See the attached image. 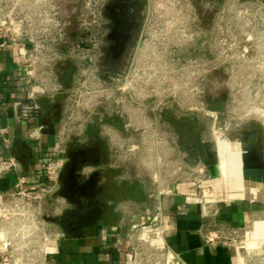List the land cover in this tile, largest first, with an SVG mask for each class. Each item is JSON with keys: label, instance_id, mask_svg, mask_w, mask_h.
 <instances>
[{"label": "built area", "instance_id": "2783aa9c", "mask_svg": "<svg viewBox=\"0 0 264 264\" xmlns=\"http://www.w3.org/2000/svg\"><path fill=\"white\" fill-rule=\"evenodd\" d=\"M102 4L103 0H0V51L16 48L18 56L25 62L20 74L25 77L31 90L27 100L17 101L21 110L19 120L37 118L40 110L36 102L38 95L67 94L68 89L59 79V65L74 57L82 59L81 66L87 60L86 53L79 47L80 36L99 21ZM262 9L261 5L260 18L264 23ZM92 14L93 19L90 17ZM162 25L169 23L162 22ZM183 31L182 73L175 78L174 84L182 85L186 90L182 107L191 111L189 114L194 112L195 116L199 114L203 117V77L205 73L217 69L218 62L214 64L212 61L210 65L209 62L193 59L196 52L189 51L192 45L188 44L189 41L206 42L210 31L199 29L191 34L187 28ZM218 32L219 23L215 21L211 36L215 34L217 46ZM193 50H197V45ZM184 56L190 62L185 64ZM167 64L164 62L162 68L168 71L164 73L166 76L169 73ZM80 69L85 78L83 67ZM2 84L0 78V108L6 99L1 92ZM83 88L84 81L81 87L70 89L72 101L67 105L60 130L55 136V151L61 156L51 158L43 165L44 180L34 183L23 174L18 158L0 156V178L8 174L16 176L14 186L0 188V264H58L51 257L50 246H58L63 232L50 219L46 205L57 196L60 188L66 144L75 117L73 99L75 94L83 93ZM164 101V96L157 97L153 107L154 117L140 112L135 121L140 132L138 136L114 135L113 138L118 149L119 164L125 170L133 169L134 175L130 173L129 178H139L140 175L145 178L148 196L153 202L151 207L140 208L132 215L130 264H173L176 253L169 242L173 231L171 210L177 196L176 186L187 182L199 186L201 216L209 219L201 230L204 242L208 245L226 243L240 251V227L218 217L220 197L207 184L210 164L201 157L198 165L193 166L188 161L186 150L178 146V133L164 117ZM43 129V125L35 124L28 129L25 138L41 140ZM0 137L7 147L14 139L9 128L3 127L1 122Z\"/></svg>", "mask_w": 264, "mask_h": 264}, {"label": "crops", "instance_id": "0c3cea01", "mask_svg": "<svg viewBox=\"0 0 264 264\" xmlns=\"http://www.w3.org/2000/svg\"><path fill=\"white\" fill-rule=\"evenodd\" d=\"M25 62L18 56L15 47L0 51L1 92L5 96L0 108V122L9 128L13 141L9 147L0 137V156H15L22 164V172L34 183L45 179L43 165L51 158L61 156L55 151V136L66 114L63 93L40 94L36 102L40 106L34 120H19L20 107L17 101L27 100L31 94L28 82L20 71ZM43 125L41 140L26 139L33 125ZM67 147V146H66ZM66 159V154L64 155ZM116 174V173H115ZM98 182V192L89 204L86 217L79 218L74 212L75 204L69 203L62 188L50 200L46 208L50 219L58 221L62 211L66 225L58 246H50L51 257L58 264H130V240L133 213L151 207L144 177L116 180L114 172H103ZM219 176L217 165L209 166L207 184L219 197L224 194L216 184ZM16 183L15 174L0 178V188L8 189ZM177 196L172 208V227L169 242L176 255L173 264H246L239 249L226 243L208 245L201 230L209 219L201 216L200 188L193 182L176 186ZM261 200V199H260ZM251 201L264 205L263 201ZM252 204L244 200L218 204L219 216L235 225L263 223L264 210L252 211ZM254 212V213H253Z\"/></svg>", "mask_w": 264, "mask_h": 264}, {"label": "flooded vegetation", "instance_id": "af4514ba", "mask_svg": "<svg viewBox=\"0 0 264 264\" xmlns=\"http://www.w3.org/2000/svg\"><path fill=\"white\" fill-rule=\"evenodd\" d=\"M149 1L103 0L99 21L78 40L87 57L82 64L84 88L83 93L75 94L73 99L75 117L60 174V189L68 202L75 204L74 212L79 218L86 217L90 211L89 202L98 192L103 172H114L116 180H129L130 173L134 175L132 168L125 170L119 164L113 138L114 135L138 136L135 121L140 112L154 117L157 97L164 96V117L175 130L177 121L187 124L189 113L182 107L186 90L172 83L170 74H164L167 71L156 59V23L144 18ZM183 61L190 62L185 56ZM81 96L84 99H79ZM195 125L196 135H201L203 124L199 114ZM176 132L181 137L187 131ZM243 141L250 148L258 143L263 147L257 132H247ZM238 144L243 163L242 143ZM248 171L242 169L243 178L257 180L264 187V180ZM64 213L62 211L58 221L52 220L60 229L66 225Z\"/></svg>", "mask_w": 264, "mask_h": 264}, {"label": "rangeland", "instance_id": "374dc122", "mask_svg": "<svg viewBox=\"0 0 264 264\" xmlns=\"http://www.w3.org/2000/svg\"><path fill=\"white\" fill-rule=\"evenodd\" d=\"M261 5L264 10V0H150L144 14L145 19L156 23L154 27L156 59L161 68L164 62L168 63L167 75L170 74L172 83L182 73L180 63L183 53L181 51L183 30L187 28L189 34L199 29L210 31L206 42H188L192 43L189 51L196 52L193 59L209 62L210 65L212 61L214 64L218 62V68L205 73L203 77L205 111L202 117V134L196 135L194 112L189 114L187 124L176 120L178 123L176 131L183 132L185 129L187 131L185 134L182 133L177 143L182 150H186L188 161L193 166L200 163L198 144L200 147L203 143L213 146L219 170L216 184L224 189V194L220 196L221 204L244 200V197L234 195L239 193L241 187L236 188L233 182L228 183L224 179L229 176L227 174L229 164L225 156L218 160L217 143L227 155L228 152L223 148L225 144L242 143L244 135L253 131L261 136L264 148V122L257 114L264 110V23L260 18ZM90 17L93 19L94 15ZM215 21L219 23L218 46L215 34L211 36L212 30L215 29ZM162 22L169 25L164 26ZM196 45L197 50H193ZM190 56L192 58V55ZM81 62L82 59L74 57L59 65V79L65 89H68L67 94L70 93V89H77L83 83ZM66 67L71 69L68 78H64L62 73ZM67 94L62 95L66 109L68 103L72 101L71 93L69 101ZM244 180L247 183L243 187L248 191L251 185L248 179ZM262 197L258 200L264 202ZM246 200L252 204L250 200ZM255 210H264V205L255 203L252 211ZM242 223L238 225L240 227L238 247L245 263L264 264V243L251 254L248 253L246 223Z\"/></svg>", "mask_w": 264, "mask_h": 264}, {"label": "bare ground", "instance_id": "6f19581e", "mask_svg": "<svg viewBox=\"0 0 264 264\" xmlns=\"http://www.w3.org/2000/svg\"><path fill=\"white\" fill-rule=\"evenodd\" d=\"M259 117L264 122V110H261L257 113ZM223 147V146H222ZM225 151L228 152L227 155H225L224 151L221 150V145L217 143V154H218V160L222 158V156H225L227 163L229 164V170L227 174L229 175L228 178L225 177L226 181L228 183H234L236 188L239 189L238 195L241 197H244L251 201H257L262 196L264 197V187L260 184L259 181L255 180H249V184L251 185L250 190L246 191L244 189V184L247 183L243 178L242 169L244 171H247L243 168V163H241V159L239 157L240 155V146L239 144H225L223 147ZM224 154V155H223ZM253 172L257 175L259 179L262 181L264 180V171H248ZM262 197V198H263ZM243 200V199H242ZM246 234L248 237L247 241V251L248 253H252L255 251L256 248L260 247V244L264 243V224L263 223H249L246 224ZM246 255V254H245ZM248 256V254H247Z\"/></svg>", "mask_w": 264, "mask_h": 264}, {"label": "water", "instance_id": "95a60500", "mask_svg": "<svg viewBox=\"0 0 264 264\" xmlns=\"http://www.w3.org/2000/svg\"><path fill=\"white\" fill-rule=\"evenodd\" d=\"M243 148V168L250 171H264V148L260 143L255 147H248L245 141H242Z\"/></svg>", "mask_w": 264, "mask_h": 264}, {"label": "trees", "instance_id": "16d2710c", "mask_svg": "<svg viewBox=\"0 0 264 264\" xmlns=\"http://www.w3.org/2000/svg\"><path fill=\"white\" fill-rule=\"evenodd\" d=\"M70 71L71 69L69 67L64 68V70L62 71L64 78L69 77L71 73ZM198 156L201 157L204 161L208 162L210 165L217 164L216 151L214 150L213 146L209 143H203L201 147L198 144Z\"/></svg>", "mask_w": 264, "mask_h": 264}]
</instances>
